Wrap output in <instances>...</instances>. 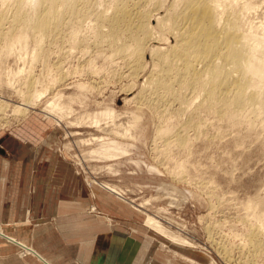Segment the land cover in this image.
<instances>
[{
  "label": "rangeland",
  "instance_id": "1",
  "mask_svg": "<svg viewBox=\"0 0 264 264\" xmlns=\"http://www.w3.org/2000/svg\"><path fill=\"white\" fill-rule=\"evenodd\" d=\"M13 1L0 0V7H3V3ZM105 2L109 3L104 5L111 4V0ZM88 17L86 18L89 19ZM86 18L82 25H78H94L93 21L86 24L92 20ZM244 21L253 34H264V0H254L253 6L246 11ZM83 27H76L77 30L83 29L79 35L84 37L77 43L85 41V45L80 43L76 46L77 43L71 41V32L76 29L67 27L63 30L65 33L58 34V40L55 35V40L44 42L42 55L45 53L46 56L42 60L41 57H35L39 51L35 48L36 39L31 33L28 38L16 42L12 48L5 46L8 45L5 41L0 42V128H11L30 112L37 111L53 119L58 123L62 134L61 155L70 161L72 169L77 173V187L82 185L86 194L92 193L93 199L97 201L99 199L94 190L104 189L99 183L117 186L121 190L118 194L119 203L134 210L131 213L125 209L123 215L117 216L137 223L143 234L151 235L166 253L181 259L183 263L264 264V220L256 217L257 207L253 201L259 197L264 198L262 120L254 118L249 122L246 119L243 120L244 123L241 121L242 123L230 125L231 121L225 120L227 118L222 119L216 112L202 108L199 103L201 98L192 94L188 98L190 104H193L190 109L194 110L189 112L193 114L195 121L199 119L200 125L204 124L203 127L201 125L202 129H195L194 125L185 121L191 114L188 110L189 114L185 112L187 115L183 114V110H180V116L174 113L180 107L177 101L171 102L172 99L166 98L159 105L149 89L145 90L146 95L144 90L140 91L143 81L153 68V61L149 56L144 60L143 68H147H142V73V69L138 74L131 70L135 73L133 77L138 76L136 80L129 74L131 71L128 69L132 68L124 67L127 65L126 59L116 56L115 59L110 57V61L108 58L110 54L112 56L113 47H108L106 42L96 45L98 41L95 34H92L93 27L90 28L92 31L87 29L92 35H88L90 32L86 33V28ZM68 28L73 30L69 31ZM72 43L74 47H71ZM118 59L124 62H119ZM113 60L117 65H112ZM31 76L38 79L36 88H49V92L39 105L31 107L24 115H18L16 108L26 101L21 89L25 91V82ZM131 85L133 89L130 88ZM149 94L151 96L148 98ZM57 96H60L59 102L64 106L63 112L60 108L52 111L46 108ZM193 96L197 98L194 103L192 101L195 98L191 100ZM147 99H153V103L155 100L158 105H153ZM197 102L202 113L195 106ZM162 103L167 107L172 104L171 110L174 112H171L170 107L169 110L165 105L163 107ZM193 106L197 109L196 112ZM110 108L116 112V118L114 115L112 118L109 115L105 117L101 113ZM163 110H166L165 113H162ZM95 117L101 120L95 122ZM190 125L191 128L187 129ZM177 130L188 132L186 144H176ZM111 139L118 140L116 142L126 150L116 151L117 155L112 158L103 157L98 151L103 148L101 146L104 143L111 144ZM169 139L174 140V143H169ZM247 202L251 205H247ZM90 210L98 212L95 205ZM150 214L162 222L167 230L189 240L192 245L176 243L151 227L147 223ZM259 227L263 230L262 234L255 235L254 231ZM252 237L262 241L263 250H256L251 242ZM21 251L22 249L19 254Z\"/></svg>",
  "mask_w": 264,
  "mask_h": 264
},
{
  "label": "bare ground",
  "instance_id": "2",
  "mask_svg": "<svg viewBox=\"0 0 264 264\" xmlns=\"http://www.w3.org/2000/svg\"><path fill=\"white\" fill-rule=\"evenodd\" d=\"M105 1L107 0H14L13 3H3L1 5L3 7H0L2 8L0 9V42L5 41L8 44L5 46L12 48L16 42L28 38L31 33L36 39L35 48L39 51L35 57L37 59L41 57L42 60L46 56L45 53L42 55L44 42L53 40L55 35V39L58 40L59 33L63 32L67 27L76 29L74 32H71L73 33L71 41L75 42V44L81 40L80 38L84 39V37H80L79 35L83 29L77 30V28H82L84 26H80L82 25V21L88 15H92L88 17L89 19L86 18V20L92 19L86 22V24L92 21L94 22V25L92 24L91 27L94 29V33L92 34H95L94 37L96 36V40L98 41L96 45L100 44V42H106L109 44L108 47H113V57L110 54L108 59L110 57L113 59L116 56H121L123 57V59L120 57L122 60L126 59L127 65L124 63L126 65L124 67L127 68L129 66L132 68L130 69L128 67L129 71L133 70L138 74L144 67L146 56L151 58L153 68L151 72L149 71V76L146 75L145 82L143 81L144 84L142 83V90H139L142 92L143 90L149 89L152 92L151 94L155 96V100L157 102L159 101V105L163 99L167 100L169 98L172 99L171 102L174 100V102L177 101L180 107L179 109L176 107V112L173 109L171 110L172 104H168L170 105L168 107H170L171 112L180 116L182 114L179 113L180 110L184 111L183 114H186L187 110L188 112L191 110L190 108H192L191 106L193 104H190L191 101L189 98L192 94H195L196 97L201 98V100L199 99V103L202 108L216 112L222 119L227 118L225 120H229L228 122L231 121L230 125L232 123L233 125L238 122L242 123L246 119L252 122V119L259 118L262 120L260 126L264 127V123L262 124L264 122V34H253L245 26L244 21L246 11L253 6L254 0H111L109 6L107 4L104 5L105 3H109ZM7 23L8 25H6ZM91 27L85 26L83 28H86V33H88L90 31H87V29L92 31L90 29ZM72 28H68V30ZM84 32L85 29L82 34ZM71 33L69 32V34ZM90 34L91 32L88 33V35ZM85 40L87 41L86 38ZM80 43L85 45L86 42L81 41ZM80 43L78 42L76 46ZM71 45V47H74L73 43ZM108 47L106 48L107 50H109ZM111 63L112 65L113 63L115 64L114 60ZM59 66L60 63L58 68ZM118 71L120 70L118 69ZM133 71L131 73L129 72L130 75L132 74V77L135 75ZM136 77L138 76L136 75ZM136 77L133 78L136 79ZM36 83H38V79L34 76L26 80L25 91L21 89L25 93L26 101L23 103L24 105L16 108L18 115H24L31 107L39 105L49 92V88L43 90L36 88ZM132 85L130 88H132ZM151 94L148 95V98ZM196 97L193 96L191 98V100L195 98L192 103L196 102ZM59 99L60 96L53 98L47 104L46 108L51 111L60 108L61 112H63L64 106L61 105ZM149 104L151 103L149 102ZM165 106L167 107V105ZM195 106L196 108L198 107V102ZM155 109L157 110L156 107ZM155 109L152 110L154 113L156 112ZM166 110H163L162 113ZM168 110L167 113L169 112ZM200 112L202 113L201 110ZM200 112H197V114ZM101 113L105 117L109 115L112 118L113 115L115 117L116 112L110 108ZM96 114L99 116L98 113ZM88 116L90 117L91 115ZM197 116H195L196 119L198 118ZM193 117L191 113L185 121L192 124V126L194 125L195 129L197 127L199 128L197 130H200L201 125L203 127L204 124L202 123L200 125V120L195 121ZM100 120L101 118L98 119V117H95V122ZM186 123L184 124L186 125ZM188 127L191 128V125L187 126V129ZM157 130L159 131L161 129ZM184 132L177 130L175 133L176 144L182 145L187 143L186 135L189 136V134L188 132H185L186 134ZM96 139L98 138L96 137ZM96 139L94 138L93 140ZM116 141H112L111 144H105L103 142L104 145L101 144L103 148L98 152L103 157L111 158L117 155L116 151L118 150L122 149L125 152L126 149L124 146H121ZM173 141L169 139V143ZM99 184L104 189L119 197L118 194H120L121 190L117 186L108 183ZM253 201H255L254 204L257 207L256 217L263 218L262 220H264V198L259 197ZM247 205L251 204L247 202ZM147 223L165 236L173 239L176 243L192 245L189 240L173 234L170 232L171 230H167L162 222L155 219L151 214L148 215ZM260 227L254 231L255 235L262 234L263 230ZM0 237H8L4 234L1 225ZM11 241L14 242L15 240L11 239ZM251 242L256 250L262 249V241H258L252 237ZM17 243L20 246L22 245V251L20 253L22 256L28 253H34L30 246L23 245L20 242ZM254 253L256 255V252Z\"/></svg>",
  "mask_w": 264,
  "mask_h": 264
},
{
  "label": "crops",
  "instance_id": "3",
  "mask_svg": "<svg viewBox=\"0 0 264 264\" xmlns=\"http://www.w3.org/2000/svg\"><path fill=\"white\" fill-rule=\"evenodd\" d=\"M61 145L58 123L37 111L0 128V264H185L117 216L134 210L107 189H95V201L77 187ZM11 239L34 253L22 256Z\"/></svg>",
  "mask_w": 264,
  "mask_h": 264
}]
</instances>
